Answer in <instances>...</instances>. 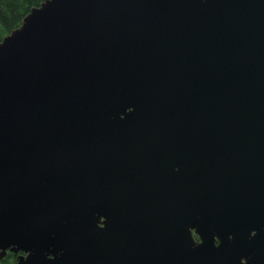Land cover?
<instances>
[{
	"label": "water",
	"instance_id": "water-1",
	"mask_svg": "<svg viewBox=\"0 0 264 264\" xmlns=\"http://www.w3.org/2000/svg\"><path fill=\"white\" fill-rule=\"evenodd\" d=\"M264 264V0H44L0 41V258Z\"/></svg>",
	"mask_w": 264,
	"mask_h": 264
},
{
	"label": "trees",
	"instance_id": "trees-1",
	"mask_svg": "<svg viewBox=\"0 0 264 264\" xmlns=\"http://www.w3.org/2000/svg\"><path fill=\"white\" fill-rule=\"evenodd\" d=\"M44 0H0V41L17 28L23 18ZM17 254L8 251L0 258V264H14Z\"/></svg>",
	"mask_w": 264,
	"mask_h": 264
}]
</instances>
